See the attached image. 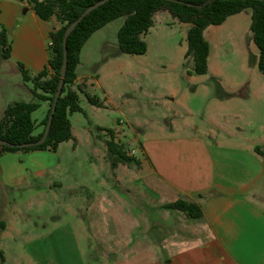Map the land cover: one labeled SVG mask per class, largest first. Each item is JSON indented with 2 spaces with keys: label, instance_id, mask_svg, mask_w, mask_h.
Segmentation results:
<instances>
[{
  "label": "crops",
  "instance_id": "crops-1",
  "mask_svg": "<svg viewBox=\"0 0 264 264\" xmlns=\"http://www.w3.org/2000/svg\"><path fill=\"white\" fill-rule=\"evenodd\" d=\"M59 26L53 18L42 20L27 0H0V30L11 38L9 57L0 53V119L8 104L35 100L17 64L31 75L46 69L48 33ZM100 29L80 49L72 88L80 84L88 92L78 83L82 75L77 69L86 43ZM47 74H52L50 68ZM230 137L239 136L216 138L213 132L196 129L184 136H158L149 146L140 141L141 155L138 148L132 150L137 158L132 180L115 175L121 164L112 167L105 148L112 180L92 184L75 177L67 187L58 179L68 164L54 160L65 149L62 142L54 151L2 154L0 254L4 257L12 248L25 251L26 258H18L17 264H90L85 247L93 264H264V160L254 146L232 143ZM75 167L71 165L70 174ZM56 186L66 188L73 208L58 199ZM50 191L60 211L49 216L60 219L53 225L46 223V211L54 208L46 200ZM178 198L199 204L202 217L192 220L165 206ZM67 214L77 219L75 224ZM56 248L58 260L46 262V250Z\"/></svg>",
  "mask_w": 264,
  "mask_h": 264
},
{
  "label": "rangeland",
  "instance_id": "rangeland-1",
  "mask_svg": "<svg viewBox=\"0 0 264 264\" xmlns=\"http://www.w3.org/2000/svg\"><path fill=\"white\" fill-rule=\"evenodd\" d=\"M250 14L248 8L204 29L209 54L207 72L202 75L193 73V59L185 57L190 24L177 21L167 11L153 15V25L142 36L147 47L142 54H128L119 49L117 31L123 17L110 21L95 33L83 49L77 69L82 75L78 83L82 82L103 105L90 104L85 94L77 91L81 111L68 115L74 139L62 142L60 146L65 149L54 157L55 161L60 158L68 164L67 172L58 180L65 187L75 177L92 184L101 179L112 180L114 175L103 158L106 151L103 140L96 137L103 132L96 131L97 126L115 129V139L125 145L130 155H134L133 149L141 147L140 141L149 146L158 136L171 133L184 136L196 129L213 132L216 138L237 133L240 138L230 137V142L250 144L264 153V78L256 64L258 50L251 37ZM7 38L10 42V36ZM39 102L31 113L36 124L34 133L42 130L41 121L47 110L44 101ZM72 151L75 152L70 155ZM261 156L264 160V155ZM74 164L75 171L70 174ZM134 167L121 164L115 175L132 180ZM56 187L58 199L67 200L73 208L66 188ZM53 193L46 196L49 205L54 206L46 211V223L52 225L60 220L49 217L60 212L52 201ZM79 213L75 217H81ZM66 219L73 224L77 221L69 214ZM15 249L7 250L6 256L3 253V264H17L18 258H26L25 251ZM27 249L34 254L29 246ZM84 249L86 261L93 264L94 257ZM58 255L57 248L46 250V262L57 261Z\"/></svg>",
  "mask_w": 264,
  "mask_h": 264
},
{
  "label": "trees",
  "instance_id": "trees-1",
  "mask_svg": "<svg viewBox=\"0 0 264 264\" xmlns=\"http://www.w3.org/2000/svg\"><path fill=\"white\" fill-rule=\"evenodd\" d=\"M98 0H27V3L42 20L55 19L60 26L48 33L51 40L48 67L36 75H31L21 63L18 68L22 80L31 84V91L35 97L32 101H15L7 105L3 117L0 119V139L6 143L0 145V156L7 152L18 150L33 151L49 149L54 151L60 142L73 140L68 115L81 111L78 93L85 94L87 101L95 106H102L103 102L96 96L83 90L79 84L72 88L76 78V66L79 63L80 49L90 35L110 21L123 17V22L117 31L119 49L128 54H142L146 51V43L142 39L153 25V15L157 11H167L179 22L190 24L187 31V48L185 57L193 59V73L202 75L207 72V58L209 45L203 36V31L210 25H218L228 16L237 14L244 9H251L250 31L252 40L257 47L256 64L264 78V1L260 0H106L87 13L70 32L66 39L67 66L61 94L57 99L51 125L45 141L39 145L20 147L38 140L46 125L53 103L54 93L60 76L63 58L62 37L67 25L74 21L83 10ZM0 49L3 58L9 57V44L4 28L0 30ZM47 68L52 74L48 77ZM41 100L48 103L46 114L41 121L43 125L39 133H34L36 124L31 113L37 109ZM96 137L103 140L108 159L112 167L118 164H137L135 155L128 154L124 144L117 142L112 128L97 126ZM258 154L264 153L257 147ZM179 209L192 220L202 217L199 204L183 198H178L165 205ZM0 260H3L0 254Z\"/></svg>",
  "mask_w": 264,
  "mask_h": 264
},
{
  "label": "water",
  "instance_id": "water-1",
  "mask_svg": "<svg viewBox=\"0 0 264 264\" xmlns=\"http://www.w3.org/2000/svg\"><path fill=\"white\" fill-rule=\"evenodd\" d=\"M106 0H98L97 2L87 6L83 12L74 20L72 21L69 25L66 26L64 32H63V37H62V46H63V58H62V64L60 67V76L58 79V83L56 86V91L54 93V97H53V103L51 105V109L48 115V119L46 122V125L44 127L43 133L41 135V137L29 144H21L20 147L23 146H30V145H39L41 143H43L47 137L50 125H51V121H52V117H53V113L55 111V106H56V102L58 97L61 94V89L64 83V77H65V72H66V66H67V49H66V39L68 37V35L70 34V32L75 28V26L77 25V23L87 14L89 13L91 10H93L94 8H96L97 6L101 5L102 3H104ZM260 1H264V0H260ZM6 142L3 139H0V145L5 144Z\"/></svg>",
  "mask_w": 264,
  "mask_h": 264
},
{
  "label": "built area",
  "instance_id": "built-area-1",
  "mask_svg": "<svg viewBox=\"0 0 264 264\" xmlns=\"http://www.w3.org/2000/svg\"><path fill=\"white\" fill-rule=\"evenodd\" d=\"M50 45H51V43H50Z\"/></svg>",
  "mask_w": 264,
  "mask_h": 264
}]
</instances>
